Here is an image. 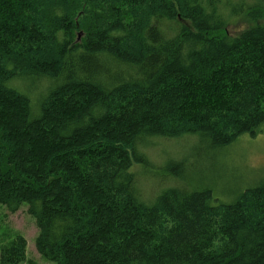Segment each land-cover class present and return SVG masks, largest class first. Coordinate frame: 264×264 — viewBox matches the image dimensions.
I'll return each mask as SVG.
<instances>
[{
    "label": "trees",
    "instance_id": "16d2710c",
    "mask_svg": "<svg viewBox=\"0 0 264 264\" xmlns=\"http://www.w3.org/2000/svg\"><path fill=\"white\" fill-rule=\"evenodd\" d=\"M263 126L264 0H0V205L53 264H264V181L221 201L150 158ZM22 262L16 235L0 264Z\"/></svg>",
    "mask_w": 264,
    "mask_h": 264
},
{
    "label": "rangeland",
    "instance_id": "374dc122",
    "mask_svg": "<svg viewBox=\"0 0 264 264\" xmlns=\"http://www.w3.org/2000/svg\"><path fill=\"white\" fill-rule=\"evenodd\" d=\"M253 24L249 18L237 17L227 24L225 32L229 35H237ZM190 145L191 140L188 138L164 139L150 148L152 149L150 158L154 164L163 163L166 156L172 159L182 157L181 159L187 160L184 178L189 179L192 186L211 187L215 196L221 201H229L234 193L264 181V126L254 137L243 135L230 145L201 160L188 157ZM153 171L155 177L144 173V177L140 178L144 193H151L165 184L161 182L162 180L155 179L163 173ZM36 234L34 220L26 213L25 208L8 213L0 205V248L8 244L16 235H22L26 240L28 259L38 264H53L37 252L34 243Z\"/></svg>",
    "mask_w": 264,
    "mask_h": 264
}]
</instances>
